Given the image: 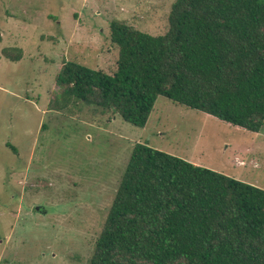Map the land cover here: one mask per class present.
Wrapping results in <instances>:
<instances>
[{
  "label": "rangeland",
  "instance_id": "374dc122",
  "mask_svg": "<svg viewBox=\"0 0 264 264\" xmlns=\"http://www.w3.org/2000/svg\"><path fill=\"white\" fill-rule=\"evenodd\" d=\"M173 1L0 0V264H86L135 142L264 189V126L164 96L143 127L81 103L49 109L65 61L115 70L112 20L161 35Z\"/></svg>",
  "mask_w": 264,
  "mask_h": 264
},
{
  "label": "trees",
  "instance_id": "16d2710c",
  "mask_svg": "<svg viewBox=\"0 0 264 264\" xmlns=\"http://www.w3.org/2000/svg\"><path fill=\"white\" fill-rule=\"evenodd\" d=\"M167 23L151 35L112 20L115 70L65 61L49 109L81 103L143 127L164 96L260 131L264 0H174ZM86 264H264V189L135 142Z\"/></svg>",
  "mask_w": 264,
  "mask_h": 264
},
{
  "label": "water",
  "instance_id": "95a60500",
  "mask_svg": "<svg viewBox=\"0 0 264 264\" xmlns=\"http://www.w3.org/2000/svg\"><path fill=\"white\" fill-rule=\"evenodd\" d=\"M36 209H38V208H36Z\"/></svg>",
  "mask_w": 264,
  "mask_h": 264
}]
</instances>
